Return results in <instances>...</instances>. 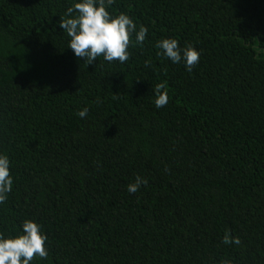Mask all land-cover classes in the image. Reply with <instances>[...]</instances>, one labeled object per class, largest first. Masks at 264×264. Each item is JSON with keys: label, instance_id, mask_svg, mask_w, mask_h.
Wrapping results in <instances>:
<instances>
[{"label": "trees", "instance_id": "obj_1", "mask_svg": "<svg viewBox=\"0 0 264 264\" xmlns=\"http://www.w3.org/2000/svg\"><path fill=\"white\" fill-rule=\"evenodd\" d=\"M73 3L0 0V233L40 224L32 264H264V0H115L146 39L90 65L59 27ZM163 38L200 53L191 72Z\"/></svg>", "mask_w": 264, "mask_h": 264}, {"label": "clouds", "instance_id": "obj_2", "mask_svg": "<svg viewBox=\"0 0 264 264\" xmlns=\"http://www.w3.org/2000/svg\"><path fill=\"white\" fill-rule=\"evenodd\" d=\"M115 0H74L59 20V27L70 38L67 48L71 49L77 58H84L90 65L102 56L109 63L117 61L121 64L130 58L128 51L130 36L135 34V42L142 44L148 29L137 25L126 13L110 14L107 7ZM156 48L173 64L183 63L185 69L192 71L199 61L200 53L193 45L180 46L174 38L159 40ZM163 84L156 86L157 98L155 107L161 108L168 102L166 91H162ZM88 109L85 107L78 112V116L85 118ZM148 181L142 176H136L135 182L127 185L129 193H136ZM13 187V177L10 175V160L6 154L0 153V204H3L8 193ZM47 236L43 233L42 226L34 220L26 219L22 222L20 231L15 234L0 233V264H32L33 257L47 258L45 242ZM224 244H239L238 237L225 235ZM222 264H229L222 261Z\"/></svg>", "mask_w": 264, "mask_h": 264}]
</instances>
